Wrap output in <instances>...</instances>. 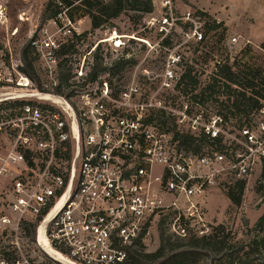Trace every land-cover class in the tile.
Instances as JSON below:
<instances>
[{"label":"built area","instance_id":"1","mask_svg":"<svg viewBox=\"0 0 264 264\" xmlns=\"http://www.w3.org/2000/svg\"><path fill=\"white\" fill-rule=\"evenodd\" d=\"M150 2L142 30L155 42L113 32L94 43L125 36L157 52L141 69L148 86L117 87L109 73L91 80L83 66L72 73L76 81L57 83L58 36L82 42L73 40L82 32L59 0L62 7L28 43L45 87L28 88L21 56L0 57V264H35L27 253L44 251L40 229L70 264H127L156 225L185 236L182 224L200 223L217 181L261 171L264 97L246 116L211 112L195 95L180 100L192 92L184 87L188 54L208 44L213 20L180 0ZM237 43L232 36L226 46ZM23 222L35 224L34 239Z\"/></svg>","mask_w":264,"mask_h":264},{"label":"rangeland","instance_id":"2","mask_svg":"<svg viewBox=\"0 0 264 264\" xmlns=\"http://www.w3.org/2000/svg\"><path fill=\"white\" fill-rule=\"evenodd\" d=\"M57 1L0 0L3 11L0 21V57L7 59L9 53L15 57L18 55L22 57L24 49L26 50V57L31 61L34 73L38 78V80L32 78V84L28 86L30 89L43 88L48 80L44 74L42 63L36 58L28 43L48 21L54 18L55 11L62 7L57 4ZM180 1L188 4V0ZM206 3H210L206 6L208 9H213L211 12L204 10L213 20L209 27V42L201 48L197 47L191 50L188 54L189 64L186 67V70H190V75H194L198 82L186 84L184 87L187 91L191 89V94L190 92L183 95L178 94V98L183 100L190 95H195V99L206 105L211 112L225 115H230L231 112L235 116L249 115L255 110V107L241 105L239 107L241 111L238 112L231 105L234 98L227 93L229 89L236 88L237 91H245L246 95H250L251 90L231 85L219 71L224 64L230 65L231 69L239 74L240 80L242 73L239 71H249L250 76H255L254 81L259 83L254 89H259L264 97V84H260L264 80V49L261 47L264 42V1L206 0ZM180 5L183 6L182 3ZM190 7L198 8L197 5H190ZM67 14L72 16L71 19L80 27L79 29L84 35L81 38L82 42L80 41L78 45L74 43V46L68 48L66 52L57 53L58 69L55 74L57 83L64 86L65 83L70 84L76 81V78H72L76 66H83V72L90 73L98 63L99 70L101 67L105 68L98 73V76L104 77L109 73L111 84L120 87L134 81L139 86H144L141 69L145 66L151 67L152 62L149 60L153 59L157 52L146 48L137 40H126L125 36L118 38L120 41L117 43L108 44L107 42L94 47L96 39L107 38L113 32L120 35L134 33L136 37L148 36L150 41L155 42L156 39L152 35H147L142 30L143 20L141 16H138L139 12L127 10L97 28L95 34L91 36H87L88 32H93L94 29H91V20L87 15L86 8L80 5V2L75 1L69 7ZM49 28L53 29V25H50ZM232 36L238 37V43L234 47L228 48L226 43ZM249 39L252 42H246ZM58 41L64 43L66 48L72 40L70 38L69 41L64 42V36H58ZM127 54L130 57L128 59H132L134 62L125 64L119 71L113 73L112 69L108 68L109 64L106 63L117 65ZM79 81L81 82V80ZM227 85L229 88L226 87ZM259 176L260 171H256L246 177L244 193L239 205L233 204L226 196V192L234 186V181H217L215 187L204 198V215L201 222L182 224L186 234L188 235V230L198 235L208 233L212 226L223 223L236 233L237 238L248 240L252 235L250 229L254 227L264 211L260 192L256 191ZM169 227L170 225L166 224H158L156 228L153 227L150 235L141 242L142 250L155 251L160 245L158 229H164L165 233H168L166 229ZM167 235L169 236V234ZM175 238L176 236L171 237V242L174 244L184 243L183 240ZM27 255L35 261V264L60 263L35 246ZM217 259L210 261L208 258H203L196 264L224 263L223 260Z\"/></svg>","mask_w":264,"mask_h":264},{"label":"trees","instance_id":"3","mask_svg":"<svg viewBox=\"0 0 264 264\" xmlns=\"http://www.w3.org/2000/svg\"><path fill=\"white\" fill-rule=\"evenodd\" d=\"M61 5L69 7L75 2H80V5L86 8V12L91 22V29L101 27L107 21L116 18L127 10L139 12L138 16L142 17L144 12L151 10L150 0H59ZM66 4V5H65ZM76 8V7H75ZM67 9V13H68ZM58 10L55 12L57 13ZM70 18L72 16L69 14ZM84 33L75 35L73 40L78 41ZM74 43H70L66 48H61L59 54L64 53L68 48H72ZM261 47L264 49V42ZM24 67L21 69L29 78L38 80L34 73L31 61L26 57V50L22 53ZM132 59L120 61L117 65L110 67L113 73L119 71L125 64L133 63ZM105 68L98 69V63L90 71V78L94 80L100 71ZM223 73V77L231 83L243 89L249 88L250 95H246L245 91H237L236 88L228 90L227 95L232 96V106L241 111V105L257 107L259 99L263 97V93L257 88L259 83L254 81L255 76H250L249 71H239L242 73L241 80L239 74L235 73L230 65L224 64L219 71ZM250 76V77H249ZM184 78L187 79L186 84H195L194 77L190 75V70H186ZM240 81V83H239ZM264 84V80L261 81ZM66 84V83H65ZM229 88V85L226 86ZM229 101V99H228ZM243 110V109H242ZM185 146H190L193 141L184 139ZM246 179L234 180V186L226 192L227 198L235 205L241 203V198L244 193ZM256 191L260 192L261 203L264 205V163L261 167ZM162 224V223H160ZM23 227L31 239H34L35 224L23 222ZM160 245L153 252L142 250L141 242H139V250H136L130 255V260L127 264H196L203 258H208L210 261L218 258L219 261H224L223 264H264V211L257 219L254 227L250 229L252 235L248 240L239 239L236 233L233 232L223 223H218L211 227L210 232L201 235L192 233L188 230V235L176 236L175 239L183 240V244L171 242V237L174 235L165 233L164 229L159 228ZM169 234V236L167 235ZM61 264V263H59Z\"/></svg>","mask_w":264,"mask_h":264},{"label":"bare ground","instance_id":"4","mask_svg":"<svg viewBox=\"0 0 264 264\" xmlns=\"http://www.w3.org/2000/svg\"><path fill=\"white\" fill-rule=\"evenodd\" d=\"M39 241L40 243L43 245L44 247V251L54 260L62 263V264H70V262H67L66 259L64 257H62V255H60V253H58L57 251H55L52 247L49 246L46 238L44 237L42 230H39Z\"/></svg>","mask_w":264,"mask_h":264},{"label":"crops","instance_id":"5","mask_svg":"<svg viewBox=\"0 0 264 264\" xmlns=\"http://www.w3.org/2000/svg\"><path fill=\"white\" fill-rule=\"evenodd\" d=\"M264 1V0H263ZM186 5H197L198 8H201L202 10H210L208 9L206 6L210 5V3H206V0H188V4ZM204 8V9H203ZM206 8V9H205ZM213 10V9H212ZM212 10H210L209 12H211ZM215 18H218L217 16H215ZM226 24V23H225ZM88 26V25H87ZM255 38V37H254ZM249 42H252L250 39L248 40Z\"/></svg>","mask_w":264,"mask_h":264}]
</instances>
